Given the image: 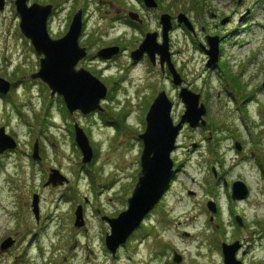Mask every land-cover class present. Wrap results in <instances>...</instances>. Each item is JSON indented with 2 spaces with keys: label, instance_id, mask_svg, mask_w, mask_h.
Segmentation results:
<instances>
[{
  "label": "rangeland",
  "instance_id": "374dc122",
  "mask_svg": "<svg viewBox=\"0 0 264 264\" xmlns=\"http://www.w3.org/2000/svg\"><path fill=\"white\" fill-rule=\"evenodd\" d=\"M157 1L159 6L150 9L140 0H27L54 7L47 22L53 39L66 33L82 9L79 40L89 57L77 68L91 71L108 87L103 111L82 114L70 113L46 83L31 78L42 56L19 28L15 0H5L0 77L11 87L0 93V127L17 148L0 154V244L14 239L10 248L0 249V264H177L174 253L182 257L179 264H224L221 243L234 241L242 243L236 255L242 264H264V0ZM130 11L138 19L131 21ZM163 13L174 18L171 61L183 79L181 86L200 95L207 126L181 130L172 152L179 171L114 256L105 247L110 228L102 216L115 217L127 208L140 173L143 144L138 136L145 130V113L162 91L173 102L176 123L184 104L179 85L159 64L153 67L148 59L132 65L127 54L110 62L95 57L110 43H121L126 52L140 48L146 33L155 30L161 43ZM181 13L190 18L195 34L177 23ZM207 37L218 40L217 64L208 63ZM75 121L89 137L94 151L90 163L81 162ZM36 139L40 160L31 157ZM51 168H58L69 183L45 186ZM236 180L249 190L242 200L231 198ZM34 194L40 200L38 222L31 207ZM209 200L217 205L215 214L207 208ZM78 204L83 205L81 228L74 226Z\"/></svg>",
  "mask_w": 264,
  "mask_h": 264
},
{
  "label": "water",
  "instance_id": "95a60500",
  "mask_svg": "<svg viewBox=\"0 0 264 264\" xmlns=\"http://www.w3.org/2000/svg\"><path fill=\"white\" fill-rule=\"evenodd\" d=\"M147 7H156L154 0H144ZM5 0H0V10H3ZM16 11L20 18L19 27L22 34L30 40L34 51L41 55L39 69L31 75L32 79H40L47 84L51 90V96L57 94L61 96L70 113L79 110L83 114H88L96 110H101L100 102L107 95L106 85L90 71L80 68L77 64L87 56L85 47L79 45V37L82 32V11L74 14L66 34L59 38L50 37L47 30V21L52 13L51 4L41 5L33 3L27 4V0H15ZM178 21L184 23L189 30L193 27L185 14L178 15ZM160 22L162 24L163 43L156 42V33L148 34L141 47L132 53L135 58L147 51L151 57L155 53L160 54V61H168V32L171 28L170 16L163 14ZM212 51L208 50L210 63H215L218 56V43L215 42ZM119 47L103 48L98 52L102 58H110L117 54ZM176 84H181V79L174 70ZM11 84L0 77V93L9 92ZM179 98L184 104L185 111L180 121L174 124L171 117L172 102L164 92H161L151 104L146 114L145 131L139 135L143 141V149L140 157L141 171L138 182L131 197L128 198V207L116 218L103 217L110 226V233L106 235V247L115 255L118 247L126 242L130 234L140 225L144 216L154 207L168 187L173 175V161L170 158L171 152L175 148L176 138L187 122L191 128L196 127L199 122L205 124L203 116L206 108L200 103V95L194 94L187 88H181ZM75 139L83 155V162L92 159V148L87 135L83 129L75 124ZM16 141L8 135L4 127L0 128V153L16 148ZM236 148L241 149L239 143ZM33 158H38V147L35 145ZM67 179L56 169H52L46 185H62ZM248 194L246 185L241 181H236L232 185V199H244ZM39 196L33 195V213L38 219L39 216ZM212 212L216 211L215 204H208ZM239 225L242 221L236 218ZM76 227L84 225L82 206H78L75 211ZM14 243L9 237L1 243L2 250L8 249ZM240 248L238 241L228 244L222 243L224 264H242L236 259V252ZM182 257L175 253L174 262L180 263Z\"/></svg>",
  "mask_w": 264,
  "mask_h": 264
},
{
  "label": "flooded vegetation",
  "instance_id": "af4514ba",
  "mask_svg": "<svg viewBox=\"0 0 264 264\" xmlns=\"http://www.w3.org/2000/svg\"><path fill=\"white\" fill-rule=\"evenodd\" d=\"M128 17H129V16H128ZM173 19H174V18L171 16V23H172V20H173ZM155 32L157 33L156 30H155ZM61 36H62V35H61ZM61 36H59V37H57V38H60ZM112 45H118V46L120 47V53H121V54H124V53H125V49H126V48H125V47H122L121 44L118 43V44H112ZM86 48H88V47H86ZM129 52H131V51H129ZM129 55H130V54H129ZM88 57H89V54H88ZM92 58H94V57H92ZM155 58H156V63H154V64L151 63L154 67H156V65H158V64L160 65V63L157 62V56H155ZM110 60H111V59H110ZM147 60H148V56H147L146 54H143V55L141 56V58H140V61H142V62H143V61H147ZM134 64H136V63L133 62V65H134ZM161 67H162V66H161ZM162 68H163V69H162L163 72H165L164 67H162ZM242 247H243V246H242ZM242 247H241V249H240L238 252H240V251L243 250Z\"/></svg>",
  "mask_w": 264,
  "mask_h": 264
},
{
  "label": "bare ground",
  "instance_id": "6f19581e",
  "mask_svg": "<svg viewBox=\"0 0 264 264\" xmlns=\"http://www.w3.org/2000/svg\"><path fill=\"white\" fill-rule=\"evenodd\" d=\"M214 40H208V45H209V51H212V46L211 45H214L215 43L213 42ZM215 42H217L218 43V40H217V38L215 39ZM133 64V63H132Z\"/></svg>",
  "mask_w": 264,
  "mask_h": 264
}]
</instances>
